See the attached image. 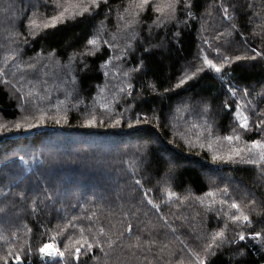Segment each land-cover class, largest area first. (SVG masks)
Listing matches in <instances>:
<instances>
[{"label":"trees","instance_id":"trees-1","mask_svg":"<svg viewBox=\"0 0 264 264\" xmlns=\"http://www.w3.org/2000/svg\"><path fill=\"white\" fill-rule=\"evenodd\" d=\"M34 1L0 0V135L33 131L0 143V264L86 242L78 264H264V162L236 155L261 138L237 113L264 118V58L235 60L264 53V0H66L47 28L63 8Z\"/></svg>","mask_w":264,"mask_h":264},{"label":"snow or ice","instance_id":"snow-or-ice-1","mask_svg":"<svg viewBox=\"0 0 264 264\" xmlns=\"http://www.w3.org/2000/svg\"><path fill=\"white\" fill-rule=\"evenodd\" d=\"M47 2V0H46ZM91 3H95V0H90ZM149 3V0H142V3H141V7H144V6H147ZM57 4L59 7L63 8V11H60L58 15H53L51 17V20L49 22H46L44 24V27H55L57 25L58 22H62L64 20V17H65V13L69 11V8L68 7H64L63 5L59 4V0H57ZM170 8L174 7V5L172 4H169L168 5ZM73 8L77 7V5H72ZM85 11H87V8H85ZM156 11L159 13L162 11V9L157 6L156 7ZM227 11V9H225V12ZM228 17L226 16L225 19H227ZM157 23H159V21H157ZM31 26L32 27H39V25L36 23L35 20L32 21L31 23ZM151 37V32L149 34V39ZM91 44L95 45L96 44V40L93 39L90 41ZM204 50L201 49V52H203ZM251 52L253 53V55H249L248 52ZM257 57H262L264 58V53H261L260 51H257L256 48H251L250 50H246L245 51V54L243 56H236L235 57V60L239 61V60H242V59H250V60H255ZM228 57H223L221 58V60L219 61V63H226L228 62ZM203 62L205 65L208 66V68L210 69H214L217 73H220L221 72V68L217 66V63H214L213 60L209 59L207 56H204V59H203ZM30 68H33L34 70V67L32 65H29ZM134 71L137 70V69H133ZM184 81L183 79H181L180 83L182 84ZM27 111V109H25ZM255 114V113H254ZM120 116H123L124 114L123 113H119ZM262 117H264V113H261L260 114ZM237 117H238V122H239V127L244 129L245 132H249V131H252L253 128H255L258 132H260L261 134V138L260 139H257L255 140L254 142L251 143L250 147H247V154L245 156H240L241 153L245 152V149L241 148V149H238L236 151V155L240 157L241 159V162H244V163H250V164H260L262 162H264V142H262V140H264V118L256 121H252V123L250 124L249 123V116H246L244 115L242 112H238L237 113ZM41 120L44 119L43 116H41L40 118ZM134 119L136 121L137 124L140 123V117L137 116V115H134ZM96 118L95 116L92 117V119L90 120H87L85 121V124L84 126L85 127H93L96 125ZM57 124L60 123L59 120L56 121ZM65 123H67V120L65 119ZM121 123L120 119H115V125H119ZM100 124H103V119L100 120ZM114 125V126H115ZM128 126L129 127H132V121L129 120L128 121ZM15 127L17 129H19L21 127V125L19 123H17L15 125ZM233 132L235 133V126L233 127ZM233 135H228L226 137H224V139L228 140V141H232L233 140ZM235 138L238 140L240 139V136L239 135H236ZM262 171H264V169H262ZM136 184H140V180H136L135 181ZM209 196H212L213 193L212 192H209L208 193ZM227 195V192H225V196ZM148 204L152 205L153 208H156L157 211L159 210V207L155 204H153L152 200L151 199H148L147 201ZM231 207L233 209H236L238 208L237 204L235 203H232L231 204ZM0 211H2V209H0ZM236 220H239L240 219V216L237 215L234 217ZM244 221L245 222H248L249 221V218L248 216H244L243 217ZM81 231H83V229H81ZM128 231L131 233V225H129V228H128ZM101 235H103V229H101ZM259 233H255L254 235H252L250 238L251 239H256L259 237ZM216 237L214 236L213 239H215ZM240 240H245V236L243 234L240 235ZM139 239V238H138ZM226 242H229V241H224V240H221L220 241V244L217 245V247H220L223 245V243H226ZM87 246L86 247H77L75 249V260L77 261V264L78 262L80 261V258L82 255L90 252L92 249H93V245L91 243H87ZM40 253L41 254H44L45 257H46V264H48V262H51V261H55L56 264H62V261H58L57 260V257L53 255V253H58V256L60 258H63L64 257V251L60 250L58 247H56L55 244L53 243H45L43 245V247H41L39 249ZM17 260H19V257L16 258ZM5 264H7V261H5Z\"/></svg>","mask_w":264,"mask_h":264},{"label":"rangeland","instance_id":"rangeland-1","mask_svg":"<svg viewBox=\"0 0 264 264\" xmlns=\"http://www.w3.org/2000/svg\"><path fill=\"white\" fill-rule=\"evenodd\" d=\"M78 2H79V8H78V10H80L81 9V3H82V0H78ZM59 3L61 4V5H65L66 4V0H59ZM225 2H223L221 5H220V8H224L225 7ZM27 6H31V7H34L35 6V1L34 0H28V2H27ZM7 8H9V6L7 7ZM69 10H71L72 12H75V10L74 9H72V8H69ZM125 11V8L124 9H121L120 10V13L119 14H121L122 13V16H123V12ZM59 12L60 11H58L57 10V13H56V15H58L59 14ZM37 16H40V15H38L37 13H30L29 14V16H28V20L30 19L31 21H33V20H35V19H37ZM9 22H11V18H10V21ZM121 23H122V25L125 27V28H133V24L132 23H126V22H124L123 20H122V17H121ZM203 44L205 45V46H208V45H213V42L210 40V39H208L207 37H204L203 38ZM215 45V44H214ZM126 81H127V79H126ZM61 98H63V97H61ZM5 123H7L8 125H9V122H5ZM33 132V131H32ZM14 134V133H13ZM6 135H11V133H5V134H2V135H0L1 137H4V136H6ZM70 152H72L73 150L71 149V150H69ZM75 151V150H74ZM99 152H104V151H99ZM197 215V214H196ZM195 215V216H196ZM190 216H191V222L193 221V219H194V217L195 216H193V213L192 214H190ZM53 255H58V253H54Z\"/></svg>","mask_w":264,"mask_h":264},{"label":"water","instance_id":"water-1","mask_svg":"<svg viewBox=\"0 0 264 264\" xmlns=\"http://www.w3.org/2000/svg\"><path fill=\"white\" fill-rule=\"evenodd\" d=\"M32 133L33 132L30 131V132H24V133H16V134H11V135H6V136L0 138V143H3L5 141L17 140V139H20V138H25L27 136H30ZM74 261H76V260L74 259Z\"/></svg>","mask_w":264,"mask_h":264}]
</instances>
